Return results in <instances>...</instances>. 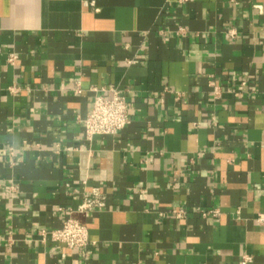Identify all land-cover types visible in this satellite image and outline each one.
Listing matches in <instances>:
<instances>
[{
    "label": "crops",
    "instance_id": "0c3cea01",
    "mask_svg": "<svg viewBox=\"0 0 264 264\" xmlns=\"http://www.w3.org/2000/svg\"><path fill=\"white\" fill-rule=\"evenodd\" d=\"M260 213L264 0H0V264H264ZM70 216L87 254L42 236Z\"/></svg>",
    "mask_w": 264,
    "mask_h": 264
},
{
    "label": "built area",
    "instance_id": "2783aa9c",
    "mask_svg": "<svg viewBox=\"0 0 264 264\" xmlns=\"http://www.w3.org/2000/svg\"><path fill=\"white\" fill-rule=\"evenodd\" d=\"M16 57V55H11L9 61L13 63ZM245 84L246 82L244 81L242 85ZM219 89L220 87H216V90ZM103 90L101 89V92ZM11 91H13V88H11ZM113 92L112 97L103 95L102 93H99L95 97L94 105L85 120L88 140H93L98 135H116L129 125L130 112L127 97L119 90L114 89ZM105 199L106 197L95 190L92 196H84L79 210L87 212L93 209H100L106 205ZM212 213L217 215L218 211L214 210ZM183 214L184 211H181L177 215L182 216ZM258 222L264 226V213L259 214ZM42 236L44 238L49 236L56 242L66 244L70 249L78 250L81 254H87L91 244L89 228L72 216L65 219L62 227L59 229L51 231L43 230ZM252 261L253 257L251 255H245L241 264H250Z\"/></svg>",
    "mask_w": 264,
    "mask_h": 264
}]
</instances>
